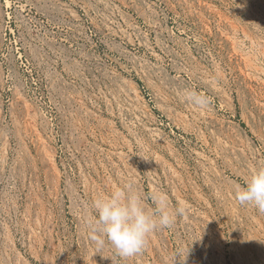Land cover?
<instances>
[{"label":"rangeland","instance_id":"1","mask_svg":"<svg viewBox=\"0 0 264 264\" xmlns=\"http://www.w3.org/2000/svg\"><path fill=\"white\" fill-rule=\"evenodd\" d=\"M253 165L264 0H0V264H264ZM129 183L185 213L121 258L85 220Z\"/></svg>","mask_w":264,"mask_h":264},{"label":"clouds","instance_id":"2","mask_svg":"<svg viewBox=\"0 0 264 264\" xmlns=\"http://www.w3.org/2000/svg\"><path fill=\"white\" fill-rule=\"evenodd\" d=\"M178 95L194 109L203 110L210 104L209 97L195 90L183 89ZM232 195L240 206L251 205L264 214V166L253 165L244 184L236 185ZM150 199L153 207L147 208L130 183L96 196L91 205L94 217L85 220L89 239L98 248L107 241L121 258L142 254L153 232L170 228L176 216L185 213L179 203L171 208L167 195L162 192L152 193Z\"/></svg>","mask_w":264,"mask_h":264}]
</instances>
